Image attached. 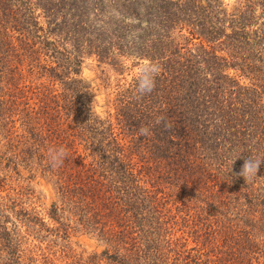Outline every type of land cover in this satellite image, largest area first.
<instances>
[{
  "label": "trees",
  "instance_id": "16d2710c",
  "mask_svg": "<svg viewBox=\"0 0 264 264\" xmlns=\"http://www.w3.org/2000/svg\"><path fill=\"white\" fill-rule=\"evenodd\" d=\"M115 9L98 28L76 0H0V264H264V162L238 175L264 156V0ZM87 56L161 71L139 99L133 76L105 82L99 105ZM77 232L103 248L77 251Z\"/></svg>",
  "mask_w": 264,
  "mask_h": 264
},
{
  "label": "rangeland",
  "instance_id": "374dc122",
  "mask_svg": "<svg viewBox=\"0 0 264 264\" xmlns=\"http://www.w3.org/2000/svg\"><path fill=\"white\" fill-rule=\"evenodd\" d=\"M125 0H76L78 4L87 5L89 18L96 22L97 27L104 26L103 21L110 19L111 17L118 18L119 13L115 6L121 5ZM128 1V0H126ZM229 8L233 5L235 0H221ZM131 19H128V21ZM133 34L128 33V40L132 41ZM121 58L124 60L123 65L125 69L120 72H115L109 65L99 63L94 56H87L84 58L81 65L80 77L89 82L94 88H96L98 104H102V99L105 96L106 89L102 86L105 82L115 84L117 81L123 82L129 81L135 72L136 62L142 61L133 56ZM246 83L245 79L240 80ZM97 110L101 111L102 108L97 106ZM31 187L35 190L36 206L37 209L42 212L49 207L52 201L55 199V192L50 183L43 179L37 178L31 182ZM73 241V247L80 252L99 251L103 248L101 242L91 235L85 233H74L71 236Z\"/></svg>",
  "mask_w": 264,
  "mask_h": 264
},
{
  "label": "clouds",
  "instance_id": "9594fccd",
  "mask_svg": "<svg viewBox=\"0 0 264 264\" xmlns=\"http://www.w3.org/2000/svg\"><path fill=\"white\" fill-rule=\"evenodd\" d=\"M160 71V65L149 59H144L142 61L136 62L135 72L133 73L136 98H142L144 95L150 94L154 90L156 85V77L159 75ZM162 121L163 117H160L158 118L156 123H161ZM139 131L141 135H148L150 129L147 127H142ZM67 155V150L63 146L49 147L48 159L50 166L52 168H59L63 165L64 160L67 158ZM239 156L240 155L236 156L228 162V172H230L231 165L234 160ZM262 162H264V156L247 157L244 160L243 166L238 175L242 176L245 182H250L255 176H257L258 167Z\"/></svg>",
  "mask_w": 264,
  "mask_h": 264
}]
</instances>
